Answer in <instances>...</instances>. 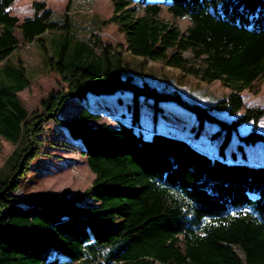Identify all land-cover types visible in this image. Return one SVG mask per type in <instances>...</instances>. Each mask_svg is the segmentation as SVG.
Masks as SVG:
<instances>
[{"label":"trees","instance_id":"16d2710c","mask_svg":"<svg viewBox=\"0 0 264 264\" xmlns=\"http://www.w3.org/2000/svg\"><path fill=\"white\" fill-rule=\"evenodd\" d=\"M13 1L0 0V139L12 146L0 167V264H264V165L223 157L234 134L264 142L256 130L263 108L235 116L243 106L240 92L255 93L256 80L264 78V0H164L172 19L189 21L185 30L158 19L161 4L112 0L113 14L102 25L118 23L125 47H113L94 31L85 39L70 33L71 0L60 14L64 20L52 22L53 13L38 1L33 16L20 23L6 10ZM138 6L145 14L133 17ZM56 30L64 34L62 43L48 55L43 35ZM33 42L41 48L44 71L65 88L49 92L41 110L28 111L17 93L30 80L21 60L11 63L9 57ZM123 52L141 57V65L150 60L177 69L179 85L137 79ZM186 77L203 84L217 80L230 92L198 102L177 89ZM116 91L153 103L172 101L192 112L199 127L215 124L217 156L186 137L139 132L134 107L123 116L80 106L69 119L57 117L69 96ZM104 114L116 125L90 123ZM49 118L76 139L66 147L85 158L94 179L72 195L18 197L43 148L57 145L42 128ZM249 122L248 132L237 135Z\"/></svg>","mask_w":264,"mask_h":264},{"label":"rangeland","instance_id":"374dc122","mask_svg":"<svg viewBox=\"0 0 264 264\" xmlns=\"http://www.w3.org/2000/svg\"><path fill=\"white\" fill-rule=\"evenodd\" d=\"M38 1H43L46 9L53 13L52 22L66 18L60 14L65 11L68 0H15L7 8V12L17 17L18 23H20L25 18L33 16V3ZM147 3L161 4V11L157 17L163 22L174 23L180 30H185L189 25L186 18H171L167 10L168 2L147 0ZM133 6V3L129 5V7ZM113 8L112 0H71L67 12V19L70 22L69 32L78 39H85L91 31H94L100 33L102 39L113 47L118 44L125 47V39L123 33L118 31V23H111L106 27L102 25V21L113 14ZM135 8L133 17L145 14L143 6ZM100 30L102 31L99 32ZM63 36V32L57 30L43 35L48 55H56ZM183 55L187 58L191 57L187 51H184ZM123 56L137 79L146 77L158 86L163 84L179 85V71L177 69L161 67L159 62H151L150 60L141 65V57L131 56L127 52H123ZM17 59L21 60L26 70V76L30 80L29 86L18 92L17 97L28 111L41 110L40 101L49 92L65 88V85L58 76L53 73L48 74L42 68L43 55L39 43L33 42L18 48L9 57V62L15 63ZM255 83L254 88L257 89L255 93L248 90L240 92L243 106L235 116L241 114L245 108L260 107L264 109V78H259ZM177 89L184 95H193L201 103L213 102L216 98H221L230 92L217 80L210 84H203L191 77H186L183 85ZM80 106H85L91 111H103L105 108L111 113L123 116L129 115L132 107H134L138 113V119L134 122V126H140V128L135 127L139 132L148 135L155 130L167 132L180 138L186 137L189 144L201 148V151L210 157L217 156L216 147L220 136H213L212 133L218 127L209 122H204L199 127L198 120L192 112L172 101L153 103L151 99H145L141 96L133 97L129 91H116L108 94L86 92L80 96L67 97L62 103L57 117L69 119L77 114ZM102 122L116 125L114 119L106 114L102 115L99 120H91L90 123L97 125ZM250 127V122L242 124L237 128L236 134L244 135ZM42 128L47 139H57V145L51 146V148L49 146L43 148L45 153L33 162L21 182L20 189L16 191L17 196L21 197L24 192L72 195L88 189L92 184L94 174L89 170L84 157L79 155L77 151H72L66 147L75 144L76 139L73 140L65 127L61 123L55 122L53 118H49L42 125ZM196 129H199L197 135L195 134ZM256 130L264 133V115L259 119ZM11 150L10 143L0 139V167ZM223 157L238 162L264 165V142L260 140L246 142L235 137L234 134L226 146ZM237 251L242 256V253ZM155 264L161 263L156 262Z\"/></svg>","mask_w":264,"mask_h":264},{"label":"crops","instance_id":"0c3cea01","mask_svg":"<svg viewBox=\"0 0 264 264\" xmlns=\"http://www.w3.org/2000/svg\"><path fill=\"white\" fill-rule=\"evenodd\" d=\"M14 1H15V0H14ZM14 1H13V2H14ZM67 3H68V2H67ZM45 9H46V7H45ZM6 10H7V9H6ZM100 119H101V118H100ZM98 120H99V119H98Z\"/></svg>","mask_w":264,"mask_h":264}]
</instances>
